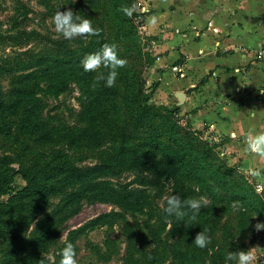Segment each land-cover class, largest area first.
I'll return each instance as SVG.
<instances>
[{"label": "rangeland", "instance_id": "rangeland-1", "mask_svg": "<svg viewBox=\"0 0 264 264\" xmlns=\"http://www.w3.org/2000/svg\"><path fill=\"white\" fill-rule=\"evenodd\" d=\"M111 5V0H0V87L6 100H15L18 88L38 89L42 85V82L30 76L24 77L29 70L17 72L8 69L29 62L31 56L49 58L37 68L64 59H78L79 65H82L85 56L99 51L105 43H115L118 56L126 60V65L117 69L115 86L109 87L112 88L111 92L114 90L113 98L118 108H110L108 123L102 125V139L98 145L91 146L86 142L71 145L58 134L43 141L35 137L37 133L32 135L19 130L15 123L8 133L0 129V156H8L6 166L14 170L11 187L0 194V202L11 196L14 202L11 213L1 215L0 264H10L13 257L21 254L31 257L30 264H59L60 252L67 243L74 246L78 264H236L235 261L226 262L227 254L251 248L257 257L256 264H264V229L257 230L255 227L258 223L264 224L263 196L255 191L243 172L245 169L228 160L221 144L211 145L220 140L205 132L195 131L179 109L173 119L183 127L181 133L187 131L196 149L193 152L202 157L205 166H200L199 170L205 174H201L200 179L205 183L197 178H187L185 171L176 163L168 176L156 177L155 173L144 170H122L108 175L107 179L116 190L140 193L141 206L138 210H134L126 201L81 199L76 211L58 225V236L49 241L42 251L38 253L27 248L12 252L13 248L19 246L20 240L39 229L65 195L64 192L51 195L47 206L38 211L29 197L20 198L18 190L25 185L20 174L22 169L43 165L58 149L77 166L100 164L114 152L117 144L113 140L114 133L126 132L137 138L151 134L152 129L148 125H135L124 108V95L130 87L124 74H130L134 88L137 82L143 94L153 103L168 108L176 106L170 99L171 94H168V99L165 98L166 93L160 97L156 91V86L163 80H160L155 67L158 59L155 40L144 30L147 3L145 0H126L132 22L129 21L131 31L125 38L116 33ZM68 9L74 15L89 19L93 28L100 29V34L66 39L56 32L52 20L54 14L57 10ZM108 71L103 66L92 71L91 88L105 86V81H97V77L101 74L106 76ZM25 103H19L16 113L11 115L15 120L22 114L21 106ZM29 108L36 112L38 119L51 132L62 127L81 129L86 125L81 115L78 90L73 83L59 95L37 92ZM217 171L222 175L218 177ZM137 175H142L148 183L139 182ZM230 185L231 189L228 188ZM235 187L245 196H253L256 192L258 197L246 199L240 194L232 195ZM71 188L68 187L66 191ZM174 194L182 199L204 198L195 220L186 216L184 221L179 222L175 216H171L166 221L163 209L167 206L168 197ZM103 213L109 214L105 222H90ZM207 216L208 219L205 218ZM110 220L113 222L109 223ZM81 226L83 228L75 230ZM205 229L210 238L205 248L189 243L188 235L191 232L199 233ZM70 230L76 231L73 238H69ZM186 249L197 250L193 263L177 254L178 250ZM19 264L26 263L20 261Z\"/></svg>", "mask_w": 264, "mask_h": 264}, {"label": "trees", "instance_id": "trees-1", "mask_svg": "<svg viewBox=\"0 0 264 264\" xmlns=\"http://www.w3.org/2000/svg\"><path fill=\"white\" fill-rule=\"evenodd\" d=\"M111 3L114 22H116V33L119 37L125 38L131 31L129 21L132 22L129 14L123 10L128 9L126 0H111ZM48 60L49 58L47 59L46 56L34 55L30 57L29 62L8 68L17 72L29 70L24 77L28 78L30 76L34 80L42 82V85L38 89L33 87L18 88L15 91L18 96L15 100H6L0 87V129L3 130L2 132L8 133L15 123L19 130L32 135L37 133L35 137L43 141H48L53 134H58L62 140L71 145L78 142H86L91 146L98 145L102 139V125L109 117L110 108H118L113 98L114 90L111 92L112 88L106 86L91 88L92 71H84L83 66L79 65L78 59L58 60L54 64L37 68V66ZM124 76L127 78L126 83L130 86L124 95V108L135 125H148L150 130L152 129L151 134L144 138H137L126 132L114 133L113 140L117 143L114 146V152L100 164L77 166L70 161L62 150L58 149L52 152V155L43 165H33L31 168L22 169L20 174L25 180V185L18 190L20 198L29 197V200L34 203L38 211L47 206L51 195L62 192L65 195L62 197L61 203L48 214L39 229L28 238L19 241V246L13 248V253L27 248L38 253L42 251L49 241L58 236V225L62 224L70 214L76 211V205L79 204L81 199L89 201H126L134 210H138L141 206L140 193L116 190L111 181L107 179L108 175L122 170H144L155 173L156 177L168 176L172 165L176 163L185 171L187 178H197L205 183V180L200 179V175L205 173L199 170L200 166H205L204 161L200 155L193 152L195 147L190 142L187 131L181 133L183 127L173 119V115L178 113V107L168 108L153 103L147 95L143 94L137 82L136 88H134L130 74H124ZM71 83L77 87L81 115L86 121V125L81 129L62 127L55 132H51L38 119L36 112L29 108L30 102L37 92L43 95H59ZM22 101L27 103L21 106L22 114L15 120L11 115L16 113L18 104ZM193 129L203 132V130ZM220 144L222 145V140L219 143L213 142L211 145L220 146ZM7 158L6 155L0 156V194L9 190L14 178V170L6 166L8 163ZM217 175L219 177L222 173L217 171ZM137 180L141 183L148 181L142 175H137ZM71 186L72 188L66 191ZM228 188L231 189V185ZM231 194H240L246 199L258 197L256 192L253 193V196H245L244 192H240L237 187L234 188ZM13 207V196L0 202V221L2 220L1 215L11 213ZM108 215V213H103L90 222L93 224L99 221L105 222L104 219ZM205 218L208 219L209 216ZM112 222L113 220L109 221V223ZM81 228L83 226L75 230L78 231ZM75 230L69 231V238H73ZM196 235L197 233L194 232L188 235L189 243H194ZM195 252L197 250L193 252L186 249L183 251L178 250L177 254L193 263ZM13 258L10 264H19L20 261L30 264L32 261L30 260L31 257L26 254Z\"/></svg>", "mask_w": 264, "mask_h": 264}, {"label": "crops", "instance_id": "crops-1", "mask_svg": "<svg viewBox=\"0 0 264 264\" xmlns=\"http://www.w3.org/2000/svg\"><path fill=\"white\" fill-rule=\"evenodd\" d=\"M145 2L158 96L171 94L193 128L222 140L231 163L264 172V158L245 151L249 130L264 131V61L254 53L264 39V0Z\"/></svg>", "mask_w": 264, "mask_h": 264}, {"label": "clouds", "instance_id": "clouds-1", "mask_svg": "<svg viewBox=\"0 0 264 264\" xmlns=\"http://www.w3.org/2000/svg\"><path fill=\"white\" fill-rule=\"evenodd\" d=\"M130 15L128 9H123ZM53 24L56 32L63 35L66 39H73L78 36H98L100 29L93 28L92 22L87 18H81L74 15L71 9L61 11L57 10L54 14ZM83 69L86 72L96 71L103 66L109 69L107 75H99L97 81L104 80L106 87H114L118 76L117 69L126 65V60L118 56L117 45L115 43H105L97 52L88 54L81 61ZM245 151L250 154H255L264 158V131L256 132L249 130L246 135ZM259 175V173H256ZM204 203V198L200 199L188 198L182 199L179 195H170L166 202V207L163 209L165 219L175 216L176 220L181 222L187 216L190 220H195ZM191 212V215H189ZM257 230L264 229V224H257ZM206 229L197 233L194 239V244L198 248H205L210 243V238L206 235ZM61 259L59 264H78L76 259V251L71 243H67L60 252ZM227 261H235L236 264H256L257 257L253 248L241 250L238 252H229L226 256Z\"/></svg>", "mask_w": 264, "mask_h": 264}, {"label": "built area", "instance_id": "built-area-1", "mask_svg": "<svg viewBox=\"0 0 264 264\" xmlns=\"http://www.w3.org/2000/svg\"><path fill=\"white\" fill-rule=\"evenodd\" d=\"M254 53L256 59L264 61V39L254 49ZM217 141H219V139H217ZM243 172L245 173L247 179L253 184L255 191L260 193L264 198V180L261 178L264 177V172L255 168L247 169ZM257 172L259 175L256 174Z\"/></svg>", "mask_w": 264, "mask_h": 264}, {"label": "water", "instance_id": "water-1", "mask_svg": "<svg viewBox=\"0 0 264 264\" xmlns=\"http://www.w3.org/2000/svg\"><path fill=\"white\" fill-rule=\"evenodd\" d=\"M176 96L179 100V104L184 101V93L182 91H177Z\"/></svg>", "mask_w": 264, "mask_h": 264}]
</instances>
